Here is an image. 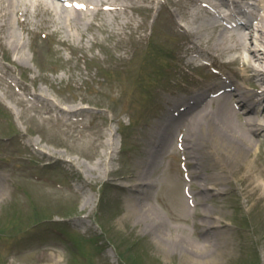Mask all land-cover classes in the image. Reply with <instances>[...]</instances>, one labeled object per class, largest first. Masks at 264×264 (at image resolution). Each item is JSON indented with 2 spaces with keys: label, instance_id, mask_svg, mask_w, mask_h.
Segmentation results:
<instances>
[{
  "label": "rangeland",
  "instance_id": "rangeland-1",
  "mask_svg": "<svg viewBox=\"0 0 264 264\" xmlns=\"http://www.w3.org/2000/svg\"><path fill=\"white\" fill-rule=\"evenodd\" d=\"M156 5L101 13L89 27L71 23L62 10L50 15L21 5L26 27L12 13L25 45L10 54L0 50L5 76L0 75V264H143L134 247L144 241L161 264H181L180 253L174 259L166 254L176 247L167 237L176 227L195 239L193 223L199 217L184 214L180 185L189 183L179 176L175 138L155 153L153 168L146 166L155 182L142 202L132 200L140 194L127 184L138 181V165H145L153 149L151 126L168 113L165 96L188 86L187 74L196 81L211 79L206 69L198 71L188 61L212 47L219 29L210 27L201 43L192 42L185 30L206 24V9L191 0H158ZM19 14L18 19L25 18ZM235 55L227 53L225 60ZM8 79L18 81V87ZM257 162L264 169V145ZM173 183L168 197L165 189ZM235 186L234 179L198 211L222 208L228 226L238 232L233 258L222 257L219 264H264V219L250 223L248 209L253 216L258 206L245 204ZM141 203L163 222V250L133 218L140 219L136 208L141 210ZM158 222L149 221L151 230ZM241 232L248 234L249 254Z\"/></svg>",
  "mask_w": 264,
  "mask_h": 264
},
{
  "label": "bare ground",
  "instance_id": "bare-ground-1",
  "mask_svg": "<svg viewBox=\"0 0 264 264\" xmlns=\"http://www.w3.org/2000/svg\"><path fill=\"white\" fill-rule=\"evenodd\" d=\"M157 1L82 0L79 5L84 8H63L62 6L59 8L66 12V17L71 23H86L89 27L93 24L92 18L101 15L104 10L111 11L116 15L119 14L117 12L127 9L149 10ZM191 1L204 7H214L218 9V14L219 9L221 10L220 6L227 2V0H221L222 2L220 0ZM232 1L238 3L241 0ZM251 2L258 10L252 14V18L257 19L255 24L251 18L236 32H233L217 24L219 16H213L214 18L207 16L203 19L206 24L200 22L196 29L192 28L191 24V30H189V26V29L185 30L187 34L185 35L190 41L201 43L199 38L206 34L210 27L219 29L218 33L213 35L211 49H202V53L214 58L219 73L204 81H196L187 74V79L191 81V86L187 90H193L194 94L183 97L173 90L168 96H165L168 104L171 105L169 113L160 122L151 126L152 140L150 143L153 145V149L145 161V165L142 166L141 163L138 165V172L134 176L138 181L131 185L140 193V195H135V199L132 200L142 202L145 199L144 195L150 191L155 182L149 175L150 172H145L146 166H148V170L153 168L156 163L155 153H162L170 139H178L182 155L178 152L174 155L179 158V166L181 160H184L187 177L191 180L192 185L189 191L184 190L182 184L180 185L182 193L187 192L185 200L187 207L184 214L187 217L191 214H194L195 218L199 217V220H195L193 223L195 226L193 235L195 234L196 238L185 236L184 232H177L176 227L172 235L169 234L167 237L160 227L163 224L162 220L155 214L152 215L153 213L147 209V205H142L143 203H141L143 206L141 210L136 208L140 219L133 218L137 220V224L141 225L143 233L154 235L158 241L155 242L158 249L166 248L159 244L160 241L165 240L166 237L172 239L176 247L167 249L166 254L169 256L170 252V257L174 259L180 253L182 255L181 264H219L222 257L225 260L233 258L234 243H236L238 232L234 233L228 226L225 221L226 212L222 208L213 211L208 206H204L202 211H198V205H205L207 200L223 193V187L234 179L236 194L246 199L245 204L252 203L258 206V212L253 216L250 213L251 208L248 209L250 223L254 225V222L264 219V169H261L257 162L260 149L264 145V0ZM22 4L27 8L30 6L40 10L42 8L50 15H53V12L50 11H56V5L52 0H0V30L4 34L0 37V50L3 48L8 54L12 51H20L25 45V42H19L15 32V22L11 17L12 13L18 12V8ZM145 12L148 17V12ZM19 23L26 27L25 23ZM128 24L131 23L128 22ZM212 49L215 50V53L211 51ZM33 51L36 54L34 48ZM230 52L238 54L228 63L231 73L222 70L221 72L220 69L224 63H227L223 58ZM172 56L173 53L170 57L172 58ZM190 60L189 63L192 65L195 64L194 60L198 61L197 57H191ZM13 61L21 66L19 60ZM0 82H2L1 79ZM175 93L177 97L172 96ZM34 106L37 108L36 105ZM48 117L51 119V116L48 115ZM55 119L60 120L59 118ZM163 143L164 146L161 147ZM108 144L111 146L109 141ZM182 175L180 166V178ZM195 179L199 183L197 190L193 188L197 185L193 182ZM175 185L176 183H173L172 186L166 187L165 192L167 191L168 197L174 192ZM193 197L195 198L192 199ZM186 216L185 218H187ZM128 219L136 224L130 217ZM151 220L159 221V226L155 231L151 230L148 225ZM156 232L159 233L156 234ZM239 235L244 238L242 240L245 241L244 245H247L244 253H251V244L247 241L248 234L241 232ZM144 243L139 247H134L135 257H138L143 264H161V259L152 254L149 243L147 241ZM178 243L183 246L179 251H177ZM216 253L219 254V258L215 257Z\"/></svg>",
  "mask_w": 264,
  "mask_h": 264
}]
</instances>
